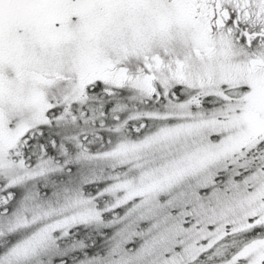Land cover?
I'll return each mask as SVG.
<instances>
[{
  "label": "snow or ice",
  "instance_id": "obj_1",
  "mask_svg": "<svg viewBox=\"0 0 264 264\" xmlns=\"http://www.w3.org/2000/svg\"><path fill=\"white\" fill-rule=\"evenodd\" d=\"M0 264H264V0H0Z\"/></svg>",
  "mask_w": 264,
  "mask_h": 264
}]
</instances>
